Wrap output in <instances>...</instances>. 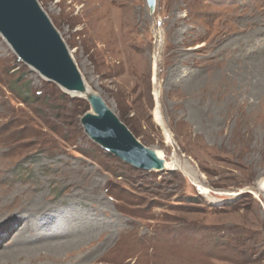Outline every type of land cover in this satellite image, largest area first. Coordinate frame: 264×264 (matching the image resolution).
Wrapping results in <instances>:
<instances>
[{"label": "rangeland", "instance_id": "obj_1", "mask_svg": "<svg viewBox=\"0 0 264 264\" xmlns=\"http://www.w3.org/2000/svg\"><path fill=\"white\" fill-rule=\"evenodd\" d=\"M37 1L89 90L172 168L92 141L85 97L0 35V251L42 248L0 264H264V0Z\"/></svg>", "mask_w": 264, "mask_h": 264}, {"label": "water", "instance_id": "obj_2", "mask_svg": "<svg viewBox=\"0 0 264 264\" xmlns=\"http://www.w3.org/2000/svg\"><path fill=\"white\" fill-rule=\"evenodd\" d=\"M149 11L155 0H146ZM0 35L24 64L67 93L84 96L90 111L81 124L87 136L117 159L142 171H164L165 159L142 144L104 100L88 92L72 55L37 0H0Z\"/></svg>", "mask_w": 264, "mask_h": 264}, {"label": "bare ground", "instance_id": "obj_3", "mask_svg": "<svg viewBox=\"0 0 264 264\" xmlns=\"http://www.w3.org/2000/svg\"><path fill=\"white\" fill-rule=\"evenodd\" d=\"M88 1H100V2H102L103 4H105V5H112V4H123V2H122V0H88ZM130 2V1H129ZM127 4V3H126ZM110 11V10H109ZM107 12H108V10H107ZM107 12H106V14H107ZM112 14H116V12L115 11H110ZM122 15V14H121ZM156 60V59H155ZM153 61L152 62V70H153V80L155 79V67H156V61ZM185 71V70H184ZM86 86H87V84H86ZM87 89H88V92H90V90H89V88H88V86H87ZM154 120L158 123V124H160V125H162L161 124V118H160V115H159V112H158V110H157V108L154 110ZM162 127V126H161ZM158 153V152H157ZM159 155V154H158ZM160 156V155H159ZM165 167L166 168H168V169H170V168H172V165L170 164V163H167L166 161H165ZM200 188V190L202 191V193H207L208 191H207V189H205V188H203V187H199ZM259 188L260 189H262V188H264V180H262L260 183H259ZM199 192V191H198ZM237 196V195H236ZM8 213V212H7ZM14 222V221H13ZM28 224V223H27ZM1 225V224H0ZM35 226V225H34ZM32 227V226H31ZM30 227V228H31ZM26 228V227H25ZM48 229V228H47ZM46 229V230H47ZM54 229V228H53ZM29 230V229H28ZM33 230H35V229H33ZM51 230H52V228H51ZM25 231V230H24ZM28 232V231H27ZM42 234V233H41ZM43 234H44V232H43ZM24 235V234H23ZM26 235V234H25ZM32 235V234H31ZM38 235H39V233H38ZM57 235V234H56ZM22 236V235H21ZM27 236H28V234H27ZM19 237V236H18ZM38 237V236H37ZM4 238V237H3ZM20 238V237H19ZM1 239V238H0ZM25 239H27L26 238V236H25ZM36 240H37V238H36ZM17 242H18V240H17ZM9 243V242H8ZM24 243V242H23ZM27 243V242H26ZM38 244H32V245H29V247L28 248H25V247H19V246H16V247H12V248H10V249H8V250H6V252L5 251H0V253L1 254H3V256H4V259H6L8 262L9 261H12V260H9V259H13V260H20V259H23V258H25L26 256L27 257H33L32 256V254L33 255H35V257L34 258H40V255H41V253H40V251L42 250V248H40L41 246H37V245H40V241H38L37 242ZM15 244V243H14ZM31 244V243H30ZM61 244H62V242H61ZM60 244V245H61ZM23 246V245H22ZM26 246V245H25ZM2 247V246H1ZM8 251V252H7ZM28 254H30V256L28 255ZM1 257V256H0ZM34 258H30L31 259V261L34 259ZM30 259H28L29 261H30Z\"/></svg>", "mask_w": 264, "mask_h": 264}, {"label": "trees", "instance_id": "obj_4", "mask_svg": "<svg viewBox=\"0 0 264 264\" xmlns=\"http://www.w3.org/2000/svg\"><path fill=\"white\" fill-rule=\"evenodd\" d=\"M120 121L130 130V132L134 135L133 130L126 124V122L122 119H120ZM135 136V135H134Z\"/></svg>", "mask_w": 264, "mask_h": 264}]
</instances>
